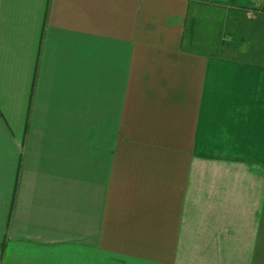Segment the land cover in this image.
Instances as JSON below:
<instances>
[{
  "label": "crops",
  "instance_id": "obj_1",
  "mask_svg": "<svg viewBox=\"0 0 264 264\" xmlns=\"http://www.w3.org/2000/svg\"><path fill=\"white\" fill-rule=\"evenodd\" d=\"M263 0H0V264H255Z\"/></svg>",
  "mask_w": 264,
  "mask_h": 264
},
{
  "label": "rangeland",
  "instance_id": "obj_2",
  "mask_svg": "<svg viewBox=\"0 0 264 264\" xmlns=\"http://www.w3.org/2000/svg\"><path fill=\"white\" fill-rule=\"evenodd\" d=\"M262 225L260 232V242L258 248V254L255 259V264H264V216L262 217Z\"/></svg>",
  "mask_w": 264,
  "mask_h": 264
},
{
  "label": "built area",
  "instance_id": "obj_3",
  "mask_svg": "<svg viewBox=\"0 0 264 264\" xmlns=\"http://www.w3.org/2000/svg\"><path fill=\"white\" fill-rule=\"evenodd\" d=\"M261 9L264 11V0H263V2L261 4Z\"/></svg>",
  "mask_w": 264,
  "mask_h": 264
}]
</instances>
